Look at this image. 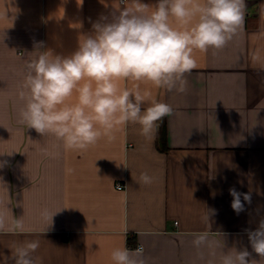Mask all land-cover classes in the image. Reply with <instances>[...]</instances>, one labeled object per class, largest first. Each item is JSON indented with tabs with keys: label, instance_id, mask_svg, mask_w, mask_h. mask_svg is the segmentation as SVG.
I'll return each instance as SVG.
<instances>
[{
	"label": "crops",
	"instance_id": "crops-1",
	"mask_svg": "<svg viewBox=\"0 0 264 264\" xmlns=\"http://www.w3.org/2000/svg\"><path fill=\"white\" fill-rule=\"evenodd\" d=\"M156 2L142 0L150 9ZM246 5L224 48L194 51L185 91L118 82L147 93L145 108L153 99L171 106L151 136L128 123L77 151L18 123L24 67L39 54L37 42L40 51L71 55L119 0H0V213L6 225L25 227L0 230V254L39 240L35 264H113L114 249L139 246L145 264H220L244 248L264 264L248 239L264 220V1ZM144 172L151 184L140 181ZM230 188L251 194V203L241 196L239 214ZM46 210L55 213L50 225ZM205 232L197 249L193 239Z\"/></svg>",
	"mask_w": 264,
	"mask_h": 264
},
{
	"label": "clouds",
	"instance_id": "clouds-1",
	"mask_svg": "<svg viewBox=\"0 0 264 264\" xmlns=\"http://www.w3.org/2000/svg\"><path fill=\"white\" fill-rule=\"evenodd\" d=\"M246 7V0H157L150 9L142 0H119L111 18L101 16L94 22L92 34L82 36L71 55L40 51L43 42L34 45L39 54L26 62L17 93L22 102L18 123L77 151H87L103 137L112 139L114 130L128 123L139 124L142 135L151 136L157 123L172 114L171 106L153 99L145 108L147 93L138 86L122 88L118 82H150L156 88L185 91V74L197 67L194 51L224 48L243 26ZM172 20L180 27H173ZM74 94L75 102H70ZM6 163L0 161V168ZM140 181L151 184L153 178L144 172ZM229 193L237 214L244 211L241 196L251 203L250 193L235 188ZM54 214L42 213L48 225ZM0 230L24 232L25 227L22 220L6 225L0 213ZM248 239L264 260V220L248 231ZM207 242L205 232L192 243L199 249ZM39 246V240L26 241L10 256L0 254V260L35 264ZM250 256L247 248L231 249L220 257V264H256ZM110 258L113 264H145L142 249L116 248Z\"/></svg>",
	"mask_w": 264,
	"mask_h": 264
},
{
	"label": "trees",
	"instance_id": "trees-1",
	"mask_svg": "<svg viewBox=\"0 0 264 264\" xmlns=\"http://www.w3.org/2000/svg\"><path fill=\"white\" fill-rule=\"evenodd\" d=\"M161 124L165 122V118L162 120V121H159ZM162 128V127H161ZM164 132H165V129L163 127V129H161V134L162 136L164 137Z\"/></svg>",
	"mask_w": 264,
	"mask_h": 264
},
{
	"label": "built area",
	"instance_id": "built-area-1",
	"mask_svg": "<svg viewBox=\"0 0 264 264\" xmlns=\"http://www.w3.org/2000/svg\"><path fill=\"white\" fill-rule=\"evenodd\" d=\"M261 1H264V0H261ZM117 187H118L120 190L123 189V185H120V184H119ZM137 249H142V250H143L142 246H139Z\"/></svg>",
	"mask_w": 264,
	"mask_h": 264
}]
</instances>
